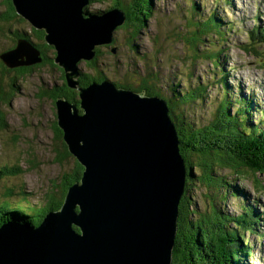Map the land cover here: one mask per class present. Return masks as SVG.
I'll return each instance as SVG.
<instances>
[{
  "label": "water",
  "instance_id": "obj_1",
  "mask_svg": "<svg viewBox=\"0 0 264 264\" xmlns=\"http://www.w3.org/2000/svg\"><path fill=\"white\" fill-rule=\"evenodd\" d=\"M90 1L13 0L21 17L46 32L71 88L79 86L78 63L93 61L127 22L119 9L86 11ZM1 58L10 68L43 61L24 39ZM79 90L84 114L66 101L57 111L85 168L81 185L39 227H0V264H172L188 171L167 103L110 80Z\"/></svg>",
  "mask_w": 264,
  "mask_h": 264
},
{
  "label": "rangeland",
  "instance_id": "obj_2",
  "mask_svg": "<svg viewBox=\"0 0 264 264\" xmlns=\"http://www.w3.org/2000/svg\"><path fill=\"white\" fill-rule=\"evenodd\" d=\"M119 1L127 5L133 2ZM2 2L0 0V15L5 10ZM112 5L113 0H91L85 9L94 14L104 13L109 12ZM196 5L199 12L194 11ZM150 11L151 18L146 20L138 33L135 28L122 27L115 32L113 43L116 53H113V46L107 48V45L101 46V52L96 50L95 58H98L94 69L85 60L80 61L81 78L98 73L105 79L96 83L110 80L137 87L143 77L153 75L158 92L171 105L179 101L173 97L178 96L176 93L181 94L188 87L207 86L203 101L186 112V117L196 125L209 124L225 98L232 103L229 111L235 115L240 109L238 99L243 96L245 101L254 105L249 123L264 130V57L245 50L249 42L248 32L257 26L264 28V0H151ZM210 16L221 20L222 27L214 30L215 33L202 36L203 43L198 44L196 51L189 41L198 30L194 25L199 18L206 20ZM11 30L26 35L34 43L37 41L29 23L0 21V54L15 46ZM259 50L264 53V45ZM45 53L54 60L55 49H46ZM33 66L37 68L32 74L16 79L14 98L8 106L2 107L7 115L8 127L0 130V171L18 168L21 172L0 177V203H7L6 200L12 205L22 204L27 209L38 211L46 205L48 195L55 192L54 186L60 184L63 174L71 169L74 159L69 158L63 164L55 162L57 152L62 149L54 139L52 129L58 111L43 93L46 86L59 83V67ZM8 76L17 77L9 74L4 78L0 69V79L3 78L0 90L6 93L10 83ZM94 83L81 85V88ZM183 109L178 108L177 112ZM219 176H224L230 184L225 185L227 197L215 198L213 202L210 197L206 198L207 190L197 186L190 195V210L211 213L215 206L229 218L251 211L256 215L254 220L257 218L258 224L249 231L239 230L244 239L242 243L248 242L251 247V253L246 258L239 257V264H264V174L254 176L246 172L237 175L223 170ZM10 190H13V195L6 198L5 194ZM208 191L210 195L212 188ZM223 191L224 188L218 190L217 196ZM197 215L198 212L195 214L194 211L191 220ZM185 242L189 250L192 243L187 238ZM186 264H196L195 259L187 260Z\"/></svg>",
  "mask_w": 264,
  "mask_h": 264
},
{
  "label": "trees",
  "instance_id": "obj_3",
  "mask_svg": "<svg viewBox=\"0 0 264 264\" xmlns=\"http://www.w3.org/2000/svg\"><path fill=\"white\" fill-rule=\"evenodd\" d=\"M132 1L131 4L127 5L120 3L119 0H113V5L110 10H122L127 18V22L122 28H135L138 33L139 29L144 26L146 20L151 18L149 14L151 12V0ZM2 4L5 10L0 15V21L29 23L17 13L13 0H3ZM194 9V11L199 12L197 5L194 6ZM221 23L222 21L217 20L215 16H210L206 20L199 18L197 24L194 25L198 30L193 34L194 38L189 40L192 47L197 51L198 44L203 43L201 37L215 33L214 30L222 27ZM11 31L14 33V40L17 42H14L15 46L4 50L0 54V69L2 76H5L4 78H7L9 74H15L17 77L8 76L10 83L8 84L7 93L4 90H0V130L8 127L7 115L2 107L8 106L11 100H13L15 95L13 92L16 91V79L32 74L33 69L36 68L33 65L10 68L1 58L2 54L15 48L20 40L24 39L32 42L26 35L16 33L14 30ZM31 32L37 40L33 44L37 49H55V47L46 42L45 31L35 29L31 25ZM221 34L224 35L225 33ZM248 39L249 42L245 46V50L263 58L264 53H260L259 48L264 45V28L254 27L248 32ZM111 46L114 47V43L106 47ZM101 48L98 47L96 49L97 52H101ZM55 52L54 58L57 57L56 49ZM97 58L88 62V65L93 69L95 68ZM53 62V67H59L58 69H61L54 60ZM40 64L37 63V65ZM61 70L64 72V78L67 82L66 86L70 87L64 69L62 68ZM82 77V86L105 79L98 73L93 75L86 74ZM154 81L155 78L153 75H146L137 87L116 82L115 84L118 88L130 89L148 97L163 98L158 92V87ZM222 82H225L224 79H222ZM224 84L227 88V84ZM182 91L183 93L181 94L176 93L178 96L173 95L179 101L173 105L167 101L169 115L178 134L180 153L188 171L185 193L179 206L178 234L172 264H186L187 260L192 261L193 259H195L196 264H239V257L246 258L251 253L250 244L248 242L245 244L242 243L241 240L244 239L240 236L239 230L249 231L253 229V226H257V218L254 220V216L256 215L251 214V211H247V214H243L242 212L239 215L229 218L223 215L215 206L211 213H203L195 209L192 211L190 210V195L192 196V190L195 187L202 186L207 190L206 198L210 197L213 202L215 198H226L228 192L225 190V185L228 186L230 184L227 183L224 176H219V173L223 170L235 172L237 175L246 172H250L254 176L264 174V130H262L261 126L249 123L250 120L248 121V119L250 118V113L254 105L245 101L246 97L244 99L243 96H240L238 99L240 109H238L239 111L237 110L238 113L235 115H232L229 111L232 103L229 100L227 102V98H225L224 102L220 104L219 108L212 115L213 118L209 124L196 125L189 120L188 116L186 117V112L189 111L190 107L196 106L203 101V95L207 91V86L199 85L196 88L188 87ZM43 93L52 100L56 107L59 101H64V99H60L61 93L58 95H51L50 92L45 91ZM163 100L165 101L166 99L163 98ZM181 107L184 109L178 113L177 109H181ZM79 108L81 109V98L80 107L77 106L80 113ZM57 113L52 126L55 135L53 137L62 146V149L57 152L55 162L63 164L69 158H73L74 164L68 172L63 174L60 184L54 186L56 188L55 192L48 195L46 205L37 209L38 211H34L35 208L27 209L22 204L12 205L3 199L7 203H0V227L10 222L22 225L32 224L33 226L39 227L50 211L56 212L61 210L70 186L75 185L81 180L85 171L84 166L69 151L67 143L65 142L64 131L59 126ZM81 113L84 114V111L82 110ZM17 172H21V170L18 168H5L0 171V177L4 175H17ZM209 188H212L210 195ZM222 188H224V191L217 196V191ZM238 193L236 192V194ZM5 195L6 198L12 196L13 190H10ZM77 210L79 211V208ZM194 211L195 214L198 212V215L196 219L191 220ZM74 228L79 232L77 227L74 226ZM185 238L192 243V247L189 250L186 248Z\"/></svg>",
  "mask_w": 264,
  "mask_h": 264
},
{
  "label": "flooded vegetation",
  "instance_id": "obj_4",
  "mask_svg": "<svg viewBox=\"0 0 264 264\" xmlns=\"http://www.w3.org/2000/svg\"><path fill=\"white\" fill-rule=\"evenodd\" d=\"M17 42V41H16ZM32 44H35L33 41L31 42ZM51 50H53L54 48H50ZM41 53V56L43 58V62L40 65H52L51 67H53V60L51 58H48L46 56V49H40L39 50ZM81 64V63H80ZM37 68V67H36ZM34 68L33 71L36 69ZM54 68V67H53ZM64 72L63 70L59 69V83H54L53 86H46V90L45 92H50L51 95H58L60 94V99H64V101L72 103L73 105H76L78 107H80V90L77 88H81V71H80V78H79V86H77L76 89L71 88L67 85V82L65 81L64 78ZM64 93V95H63ZM80 113H81V109L79 108Z\"/></svg>",
  "mask_w": 264,
  "mask_h": 264
},
{
  "label": "bare ground",
  "instance_id": "obj_5",
  "mask_svg": "<svg viewBox=\"0 0 264 264\" xmlns=\"http://www.w3.org/2000/svg\"><path fill=\"white\" fill-rule=\"evenodd\" d=\"M254 37V36H253Z\"/></svg>",
  "mask_w": 264,
  "mask_h": 264
}]
</instances>
